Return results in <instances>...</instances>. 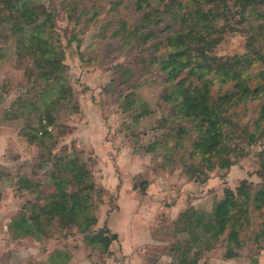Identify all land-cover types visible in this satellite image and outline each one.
<instances>
[{
    "label": "rangeland",
    "instance_id": "obj_1",
    "mask_svg": "<svg viewBox=\"0 0 264 264\" xmlns=\"http://www.w3.org/2000/svg\"><path fill=\"white\" fill-rule=\"evenodd\" d=\"M36 1L52 13L73 99L56 105L50 136L39 137L35 119L17 106V98H35L36 67L16 54L12 35L0 38V264H172L179 243L189 253L198 249V264H264V246L252 240L257 215L230 257L221 236L199 249L201 243L187 242L188 231L177 222L187 207L209 211L223 188L234 190L242 178L258 182L264 136L248 141L237 128L231 163L209 165L191 151L188 135L177 133L184 121L174 115L165 120L162 75L148 61L150 50L125 36L138 17L125 0L115 6L114 0ZM226 1V17L215 21L224 30L214 53H240L256 33L254 44L264 50L258 24L264 23L251 16L240 20L238 5ZM128 92L145 100V113L136 102L124 105ZM61 154L79 156L90 173L94 222L83 232L56 220L38 238L13 231L10 219L54 190L48 171ZM98 229L115 234L106 248L86 240Z\"/></svg>",
    "mask_w": 264,
    "mask_h": 264
},
{
    "label": "trees",
    "instance_id": "obj_2",
    "mask_svg": "<svg viewBox=\"0 0 264 264\" xmlns=\"http://www.w3.org/2000/svg\"><path fill=\"white\" fill-rule=\"evenodd\" d=\"M123 1L114 0V6ZM125 1L138 15L126 28L125 36L150 50L148 61L156 62L162 75L160 98L168 106L165 120L174 115L184 121L177 133L187 134L191 151L209 165L230 164V141L237 128L248 141L264 136V50L254 44L259 33L248 37L244 51L221 57L213 49L224 25L215 21L226 17L230 8L226 0ZM233 3L239 7L240 20L251 16L264 23V0ZM95 14L94 10L90 17ZM51 24V11L36 0H0V38L12 35L16 54L30 58L36 67L33 80H39V85L35 98H17V106L18 111L25 108V113L35 119L39 137L50 136L47 127L54 120L56 105L70 104L73 99L65 79L63 53ZM123 97L125 106L136 102L140 113L146 112L145 100L131 92ZM258 156V182L242 178L234 190L223 188L209 211L187 207L179 212L177 222L188 231L187 242L201 243L200 249L221 236L226 243L223 254L230 257L235 254L233 247L241 245V234L249 227L251 216L257 215L260 220L252 240L264 246V147ZM48 175L54 190L47 199L29 202L28 213L17 212L8 226L35 238L56 220L87 230L95 220L90 201L94 186L84 161L75 154L56 155ZM88 232L86 240L104 248L115 237L101 229ZM179 244L175 245L176 250L180 247L179 256L172 264H198V249L189 253L188 245Z\"/></svg>",
    "mask_w": 264,
    "mask_h": 264
}]
</instances>
